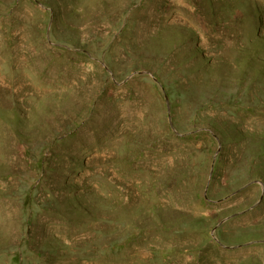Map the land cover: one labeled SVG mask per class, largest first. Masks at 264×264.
Here are the masks:
<instances>
[{
  "label": "rangeland",
  "instance_id": "1",
  "mask_svg": "<svg viewBox=\"0 0 264 264\" xmlns=\"http://www.w3.org/2000/svg\"><path fill=\"white\" fill-rule=\"evenodd\" d=\"M0 264H264V0H0Z\"/></svg>",
  "mask_w": 264,
  "mask_h": 264
}]
</instances>
